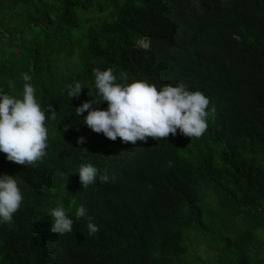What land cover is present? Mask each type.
I'll return each instance as SVG.
<instances>
[{
  "label": "trees",
  "instance_id": "trees-1",
  "mask_svg": "<svg viewBox=\"0 0 264 264\" xmlns=\"http://www.w3.org/2000/svg\"><path fill=\"white\" fill-rule=\"evenodd\" d=\"M97 67L201 89L208 128L135 143L92 130L75 111L89 90L99 98ZM24 72L56 116L34 166L0 151L24 195L0 224V264H264V0H0V85L19 94ZM81 162L112 179L83 188ZM60 203L73 217L84 204L99 231L87 216L53 231Z\"/></svg>",
  "mask_w": 264,
  "mask_h": 264
},
{
  "label": "clouds",
  "instance_id": "clouds-1",
  "mask_svg": "<svg viewBox=\"0 0 264 264\" xmlns=\"http://www.w3.org/2000/svg\"><path fill=\"white\" fill-rule=\"evenodd\" d=\"M199 5L200 0H192ZM94 87L99 93L95 98L76 105L75 113L84 117L92 130L102 132L115 140L135 143L147 141L149 137H168L179 133L199 137L208 128V119L215 111L210 109L211 99L201 89H193L180 81L164 84L159 88L146 79L129 81L127 73L119 75L112 67L94 68ZM23 89L19 94L5 91L0 85V151L7 159L23 165H35L47 155L49 129L45 121L55 119L56 110L52 103L43 107L36 96V87L31 82L29 72L22 73ZM8 85L15 89L16 83L9 79ZM85 83L76 80L66 85L67 95L79 97ZM89 89V88H88ZM107 101V107L93 106ZM87 111V115L83 113ZM86 136L81 134L77 142L83 144ZM83 188L112 179L107 170L100 169L91 162H81L78 169ZM24 195L17 177L13 174H0V224L11 223L22 206ZM71 207L63 203L50 210L53 217L52 230L60 234L73 230L75 219L88 217V234L99 231V225L89 214L88 208L80 204L75 209V217L70 215Z\"/></svg>",
  "mask_w": 264,
  "mask_h": 264
},
{
  "label": "rangeland",
  "instance_id": "rangeland-1",
  "mask_svg": "<svg viewBox=\"0 0 264 264\" xmlns=\"http://www.w3.org/2000/svg\"><path fill=\"white\" fill-rule=\"evenodd\" d=\"M140 43L146 45L144 41H141ZM196 253L200 255L204 260H207V262L212 258L211 252L205 251L203 245H199L197 247Z\"/></svg>",
  "mask_w": 264,
  "mask_h": 264
}]
</instances>
